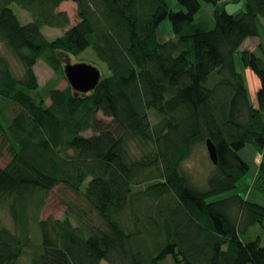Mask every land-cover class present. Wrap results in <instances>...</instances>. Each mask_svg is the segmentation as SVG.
<instances>
[{
  "label": "trees",
  "instance_id": "obj_1",
  "mask_svg": "<svg viewBox=\"0 0 264 264\" xmlns=\"http://www.w3.org/2000/svg\"><path fill=\"white\" fill-rule=\"evenodd\" d=\"M229 1L241 0H178L185 10L175 11L167 0H0V155L9 156L0 264H264L261 236L241 235L264 228V205L238 192L208 201L249 172L240 154L249 143L262 154L252 186L264 192V0H245L239 13ZM14 2L31 12L26 24ZM202 2L215 5L213 27L196 21ZM165 19L174 37L162 40ZM48 26L65 32L47 39ZM262 36L258 50L240 52L260 79L255 106L235 53ZM87 48L110 70L97 87L80 93L51 79L41 88L40 58L66 78L59 54ZM208 138L218 163L200 187L183 162ZM59 186L82 195L101 224L42 218Z\"/></svg>",
  "mask_w": 264,
  "mask_h": 264
},
{
  "label": "rangeland",
  "instance_id": "obj_2",
  "mask_svg": "<svg viewBox=\"0 0 264 264\" xmlns=\"http://www.w3.org/2000/svg\"><path fill=\"white\" fill-rule=\"evenodd\" d=\"M167 4H169L170 8L175 10H185L181 3L178 0H167ZM245 0H241L239 2L229 1L225 4V8L227 11L232 13H239L240 10H244L246 8ZM13 11H15L23 24L29 22L32 19V14L29 10L21 8L16 2L11 5ZM61 9H64L70 15L71 25L78 21L77 19V8L75 3L68 1L61 5ZM215 5L211 2H202L201 9L197 12L196 21L203 19L209 23L211 27L214 26V11ZM160 28L158 29V36L162 40H166L169 38L174 37L172 25L169 19H165L160 24ZM42 31L44 32L47 39H54L59 37V35L63 34L65 30L63 28H54L51 26L43 27ZM262 38L252 37L247 41H244L241 48L235 53V65H237V69L245 76L246 85L249 88V96L250 98L253 97L254 101L252 102L253 105H258V100L256 96V91L260 87V79L259 76L251 70L247 68L245 64H243L241 58V50L242 49H250V50H258L261 44L260 40ZM1 53L7 55L14 65L15 69L20 64H17L14 60L13 56L8 51L7 47L1 45ZM260 54L258 51L256 52ZM59 58L63 62V66L66 63L67 55L59 54ZM87 62L89 64H94L97 66L103 75L110 74V70L107 69L105 63L98 60L96 57L94 50L92 48H87L80 56L70 55L69 62ZM38 64L35 67V72L38 74L39 84H41V88L43 89L51 79H55L58 81V87L65 88L68 86L69 82L67 77L64 78L61 73H57L54 69V66L49 62L48 58H40L37 62ZM22 70V68H21ZM252 100V99H251ZM49 102V100H48ZM101 117L104 119H109L106 116L104 117L100 114ZM88 135L91 134V131L87 132ZM241 156L248 160L250 164L249 172L243 176L238 182V186L233 189L226 191L225 193L215 194V196L208 197V201H216V199L225 198L226 196L241 193L246 195L251 200L256 202H260L264 205V192L257 191L253 188L252 184L255 182V178L259 174V163L262 161L261 157L262 154L259 149L255 148L253 144H247L244 149L240 151ZM9 163V156L8 152L4 150L3 154L0 155V164L2 166H6ZM183 169L184 171L190 176L192 183L197 184L200 187L205 185L206 179L211 174L213 168V162L210 159L209 151H207L206 144L202 143L201 145L197 146L194 150L192 155L184 160L183 162ZM2 222L9 226L13 227L11 215L5 210L2 213ZM48 216H53L54 218H61L64 219L67 216H70L72 222L76 225L80 222L83 218L90 217L88 224L99 226L101 224V220L96 213L93 214L92 210L89 209V204L84 199V197L78 193H74L72 190L65 188L64 186L56 187L55 190L49 194L47 199V204L43 210L42 218H46ZM264 224V220H263ZM242 239L246 242L256 239L261 236L262 243L264 244V228L262 224H257L251 226L247 233H242ZM165 262H173L171 257H168ZM18 264H27V260L22 258ZM103 264H108L107 262H103Z\"/></svg>",
  "mask_w": 264,
  "mask_h": 264
},
{
  "label": "water",
  "instance_id": "obj_3",
  "mask_svg": "<svg viewBox=\"0 0 264 264\" xmlns=\"http://www.w3.org/2000/svg\"><path fill=\"white\" fill-rule=\"evenodd\" d=\"M64 73H66L68 82L74 90L80 93L92 91L100 84L102 78V72L97 66L83 61L69 62V56L66 59ZM206 147L211 161L217 164L218 151L215 143L210 138L206 139Z\"/></svg>",
  "mask_w": 264,
  "mask_h": 264
},
{
  "label": "crops",
  "instance_id": "obj_4",
  "mask_svg": "<svg viewBox=\"0 0 264 264\" xmlns=\"http://www.w3.org/2000/svg\"><path fill=\"white\" fill-rule=\"evenodd\" d=\"M247 40H248V39H247ZM247 40H246V41H247ZM251 99H252L251 101L253 102V101H254L253 97H252Z\"/></svg>",
  "mask_w": 264,
  "mask_h": 264
}]
</instances>
